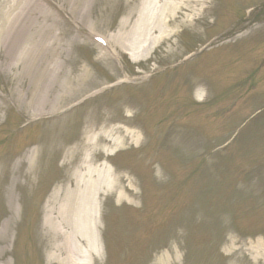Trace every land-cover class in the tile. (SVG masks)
<instances>
[{
	"label": "rangeland",
	"instance_id": "374dc122",
	"mask_svg": "<svg viewBox=\"0 0 264 264\" xmlns=\"http://www.w3.org/2000/svg\"><path fill=\"white\" fill-rule=\"evenodd\" d=\"M236 1L228 0L225 5L228 21L221 15L219 27H204L206 20H202L180 28L172 39L175 49L171 56L165 58L169 45L166 39L150 61L139 66L129 60L121 66L123 52L114 42L111 48L116 57L111 60L88 41V31L116 36L122 19L129 18V30L136 19L139 0H48L47 11L40 13L35 30L37 33L48 24L45 46L49 52L44 59L35 54L27 59L18 51L15 69L8 70L0 49V95H18L19 78L34 70L39 79L43 72L44 78H51L48 83L52 82L44 94L41 90L47 102L44 111L58 108L49 114L58 113L55 117L104 87L107 78L113 81L124 75L136 77L137 70L146 77L157 66L174 71L168 72L170 84L165 88L151 84L141 87L143 99L122 98L113 109L101 108L89 115L90 122L112 119L118 125L134 115L137 122L150 129L148 141L140 134L139 144L127 141L110 160L116 171L123 172L120 176L125 178V184L131 182L137 193L134 202H122L121 208H112L108 215L106 234L116 247L118 264H264V203H260L264 202V174L258 177L254 171H259V166L254 169L255 164H251L254 160L264 165V16L260 23H245L242 19L240 25H235L240 17L235 19L238 10L232 9ZM263 1L247 0L245 5L259 11L258 4ZM222 26L229 30L225 33L231 32L242 41L237 45L226 43L216 52L204 50L205 59L198 60L203 63L196 73L208 79L213 100L198 106L184 95L182 80L188 65L170 67L181 63L190 52L205 49V39L222 32ZM50 32H54L53 36ZM29 85L27 80L24 87ZM159 88L167 90V99H158ZM38 97L39 94L34 98ZM121 97L124 95L119 93L118 99ZM133 105L137 107L135 111ZM6 106L0 111V153L4 146L13 149L7 148L1 154L3 161L0 159V246L5 222L12 217L16 222L10 226L8 253L1 264H47L39 226L37 259L32 243L35 233L31 225H35V218L38 221L34 215L37 193L33 192L35 186L40 187L37 178L30 176L33 184H27L32 187L24 191L26 197L23 192V200L17 192V183L26 186L28 182L21 178L28 167V154L35 149L41 154L43 147L24 149L20 157L13 159L23 149L21 145L14 149L16 143H30L35 132L27 129L11 135L8 141L4 137L8 130L14 133L21 122L31 119L29 111L33 109L19 107L14 98ZM155 126L159 128L152 134ZM5 129L6 134L1 135ZM59 172L62 176L64 170ZM117 190L121 192L122 188ZM11 191L16 197L12 202L7 199ZM115 195L116 192L111 198ZM102 204L108 213L106 203ZM105 229H101L100 236Z\"/></svg>",
	"mask_w": 264,
	"mask_h": 264
},
{
	"label": "bare ground",
	"instance_id": "6f19581e",
	"mask_svg": "<svg viewBox=\"0 0 264 264\" xmlns=\"http://www.w3.org/2000/svg\"><path fill=\"white\" fill-rule=\"evenodd\" d=\"M40 4L37 0H0V49H3L8 70L15 69L17 60L15 55L19 50L27 59L34 58V54L35 57L40 56V60L44 59L46 48L43 44L48 39L46 38L48 24L46 23L47 27L39 30V39L34 40L32 36L35 35L36 27L42 17L40 13L45 10ZM179 6L180 4L175 3V0H166L162 5H159L157 0H140L136 21L129 30H127L128 21H121L120 33L111 39V43L114 41L117 46L127 52L133 62H141L156 45L162 42L166 34L169 38L174 37L175 28L188 22L183 19L180 25H175L174 28L168 26L173 20L172 15L179 10ZM182 6L190 13L187 18L192 16L193 1L184 0ZM153 32L157 35L153 36ZM50 33L53 36L54 32ZM59 36L61 37V33ZM167 54L171 56L173 51L169 50ZM36 75V72L32 70L31 75L19 78L18 95H15L18 105L33 109L29 113L34 115L44 113L47 102L44 96H41V90H45L52 84V82L48 83L51 78H44V74L39 75V80L35 79ZM27 80L30 81L29 88L24 87ZM36 88V95L39 94L38 100L33 98L35 95L30 92ZM31 94L33 99L30 98ZM2 105L3 98H0V109ZM129 139L135 143L138 142L135 130L127 128L124 131L117 128L107 130L102 127L99 135L89 130L86 131L82 141L74 147L75 149L66 154V161L62 166L66 164L70 171L48 198L40 226L49 262L92 264L97 257H100L97 233L101 196L122 187V191L117 194V201L134 202L136 192L130 183L124 185L122 177L117 176L106 162H99V153L104 151L108 154L122 147V144ZM29 158L30 167L28 172L23 174L25 178L31 171L32 162H35V153L33 152ZM8 198L13 199L11 193H8ZM11 222H14L13 218L6 221L2 233L0 264L7 256Z\"/></svg>",
	"mask_w": 264,
	"mask_h": 264
}]
</instances>
